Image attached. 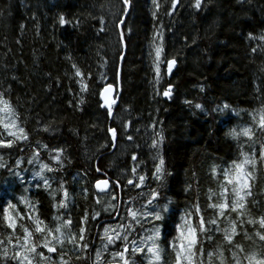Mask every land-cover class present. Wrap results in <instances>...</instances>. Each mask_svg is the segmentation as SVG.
Wrapping results in <instances>:
<instances>
[{
  "label": "trees",
  "instance_id": "trees-1",
  "mask_svg": "<svg viewBox=\"0 0 264 264\" xmlns=\"http://www.w3.org/2000/svg\"><path fill=\"white\" fill-rule=\"evenodd\" d=\"M171 2L130 0L122 9L121 0H0V11L4 12L0 17V92L19 113L31 142V146L25 142L12 150L0 149V162L24 178L21 182L0 169V203L24 196L49 221L52 214H64V209L57 212L52 207L42 181L33 176L40 171V164L60 167L36 141L49 149H65L61 170L45 171V175L55 177L53 188L62 182L69 192L73 202L67 211L74 224L85 212L91 220L93 210L100 211L101 221L107 216L101 208L108 201L94 202L93 178L101 175L94 171L97 166L108 171L104 178H117L122 185L144 174L145 185L156 189L161 203L171 200V216L161 226L163 237L168 239L178 235L174 229L186 212L197 203L203 207L211 192L217 191L218 176L213 167L217 173L229 169L239 154L228 131L238 124L249 125L250 113L264 107V50L260 47L264 41L249 39L250 35L264 34V0H205L201 10L193 7L194 0H179L176 10L168 15ZM122 10L130 31L121 40L113 21L123 19L119 15ZM61 16L69 23L61 25ZM161 44V59L168 56L177 63L170 78H164L162 64V78L157 81L153 61ZM73 64L86 74V92H80ZM100 76L105 84L114 82L117 95L121 89L113 120L97 103ZM169 81L174 85L171 99L161 94ZM195 103L203 110L194 108ZM225 103L243 111L239 116L230 110L219 112L218 106ZM45 125L49 132L42 130ZM125 125L126 132L121 131ZM113 126L121 133L117 149L108 146L107 130ZM126 133H132L133 140L126 139ZM161 135V145L152 148L153 142L158 146ZM241 143L248 152L251 141L242 138ZM36 151L40 152L39 163H29ZM254 151H259V142ZM134 154L135 161L131 159ZM159 158L164 161L162 179L154 180ZM122 189L123 196L111 201L119 205L122 201L120 220L128 201H132L129 207L140 208L149 196L147 187L128 185ZM141 191L145 192L143 197L137 195ZM252 192L248 199L257 201L255 215L264 210V174L257 172ZM99 222L87 225L90 252L100 232ZM144 227L151 229L152 224L145 222ZM160 243L164 246L163 239ZM4 246H8L6 240ZM245 248L264 256V245L258 239L246 241ZM165 257L170 259L167 253ZM66 259L71 264H91V258ZM136 259L140 262L139 256Z\"/></svg>",
  "mask_w": 264,
  "mask_h": 264
},
{
  "label": "snow or ice",
  "instance_id": "snow-or-ice-1",
  "mask_svg": "<svg viewBox=\"0 0 264 264\" xmlns=\"http://www.w3.org/2000/svg\"><path fill=\"white\" fill-rule=\"evenodd\" d=\"M178 3L179 0H172L170 11L166 14L171 15ZM129 4L130 0H121L122 9ZM202 5L206 6L205 0H194L193 7L196 10H201ZM3 15L4 12L0 11V17ZM119 15L124 16L123 10ZM59 23L66 25L69 21L61 16ZM73 23H78V21ZM113 23L116 25L117 35L122 40L125 32L130 30L123 19H115ZM249 39L264 41V34L259 37L250 35ZM260 47L264 50V44ZM163 51L162 44L155 49L153 63L157 81L162 78V64L164 78H167L171 77L177 63L175 58L168 56L162 60ZM251 51L255 52L256 49L253 48ZM72 67L74 77L80 78L76 81L80 86V92H86L89 88V85L84 82L86 74L75 64ZM87 78L91 79V75L89 74ZM99 80L101 82L96 88L97 103L105 108L107 115H111L115 99L110 98L109 93L114 90V82L113 84L103 83V76H100ZM93 83L96 82L93 81ZM173 87L174 85L169 81L162 90L163 97L171 99ZM80 103L82 104L83 100ZM185 103L192 104L188 100H185ZM193 107L203 110L199 103L193 104ZM217 110L221 113L230 110L237 116L243 111L230 108L227 103L218 106ZM250 116L249 125L238 124L227 133V136L236 142L239 154L231 168L221 169L217 173L216 167H213V173L218 176L217 191L211 192L203 207L197 203L192 211L186 212L181 217V223L174 229L178 235H174L171 239L163 237L161 231V226L171 216L169 208L171 200L161 203L156 189L150 184L145 185L147 177L144 174L134 179H127L122 185L117 178H104L108 174L99 166L94 169L95 172L101 173L100 176L93 178L94 188L97 190L94 193V202L101 204L102 200L108 201L101 211L108 214L109 220L107 223L101 221L100 211L93 210L91 220L85 212L74 224L71 213L67 211L70 203L69 192L62 182L57 188H53V183H57L55 177L50 178L45 175V171L51 173L61 170L65 149L63 147L49 149L48 145L36 141V145L48 153L49 160L54 161L60 167H53L48 163L40 164V171L34 172L33 176L42 181V187L52 198V207L57 209V212L60 209H64L65 212L63 215L52 214L49 221L48 216L39 212L27 197H12L11 200H4L0 203V228L3 229L0 231V237H3L0 238V264H9L10 261L14 264H71L70 259H66L70 256H74L76 260L86 261L91 258V264H105V252L112 257L107 264H141V262H146V264H264V256L256 251L248 252L245 248L246 241L254 243L256 239L264 245V210L256 211L253 215L257 201L248 199L253 195L252 183L257 172L264 174V107L250 113ZM22 123L19 113L10 100L5 98L4 92H0V125L6 133V135L0 133V149L12 150L14 147L19 148L25 142H29L31 146L29 132L21 126ZM126 129L127 125L123 126L121 131L126 132ZM42 130L49 132V126H43ZM107 131L110 133L108 146H113L121 133L115 126ZM9 137L12 139H8ZM242 138L251 141V144L247 145L248 152L243 150ZM126 139L133 140V134L126 133ZM162 141L163 136L161 135L159 142ZM257 142H259L258 152L254 151ZM150 146L156 148L157 142H153ZM156 157H159V152ZM39 159L40 152L36 151L28 162L39 163ZM131 159L135 161L137 156L134 154ZM2 160L3 156L0 155V161ZM16 163L19 166L20 161ZM159 164L161 166L164 164L163 159H159ZM0 169L11 172L12 176L23 182V176L7 164L0 162ZM132 171L135 172L136 169L133 168ZM161 171V167H155L152 179L161 180ZM128 185L135 188L147 187L149 191L147 203L141 205L140 208L125 205L123 219L112 222L114 216L117 218L121 216V211L120 205L112 204L111 201L117 200L120 196L119 189ZM101 193L105 196H100ZM58 194H62L59 200H57ZM137 195L143 197L145 192H138ZM213 197H215L214 200ZM131 203L132 201L128 202L129 205ZM20 204H23L24 208H21ZM92 221H100L104 223V227L99 237L101 246L90 252L92 242L87 238L89 235L87 225ZM145 222L152 224V228L145 229ZM133 234L139 236L140 239H136ZM130 237L133 238L130 240ZM162 239L164 246L160 243ZM5 240L8 246H4ZM166 253L170 259H166ZM137 256L140 257V262L137 261Z\"/></svg>",
  "mask_w": 264,
  "mask_h": 264
},
{
  "label": "rangeland",
  "instance_id": "rangeland-1",
  "mask_svg": "<svg viewBox=\"0 0 264 264\" xmlns=\"http://www.w3.org/2000/svg\"><path fill=\"white\" fill-rule=\"evenodd\" d=\"M124 18V17H123ZM0 133H4V129H3V127H2V125H0ZM4 135H6V133H4ZM8 139H12L11 137H9ZM117 145H118V142H117ZM161 145V142H159V144H158V146L157 147H159ZM114 148V147H113ZM116 149H117V146L115 147ZM161 151V150H160ZM159 152V151H158ZM159 159H161V158H159ZM159 161V160H158ZM159 167H161V169H162V167H163V165L161 166L160 164H159ZM131 172V171H130ZM123 189H122V187L119 189V191H120V195L121 196H123V191H122ZM69 200H70V205L72 204V202H73V200L72 199H70L69 198ZM128 206H129V204H128ZM109 212H111V209H109ZM122 214H123V211H122V206H121V216H122ZM108 217V214H107V216H106V218L105 219H109V217ZM105 219H103V222H105V223H107L108 221L106 220L105 221ZM117 220H120L119 218L117 219L116 217L112 220V222H116ZM100 225H102V228H100V229H102L101 230V233H99L98 234V236H97V240H94V242H93V246H94V248H99L100 246H101V242H97L98 241V239H100L99 237H100V235L102 234V231H103V227H104V223H101V222H99V225L98 226H100ZM107 255H109L110 256V254H108V252H105V254H104V261H105V264H107V262H109V261H111L112 260V258L111 259H109V256H108V258L106 259V257H107ZM108 260V261H107Z\"/></svg>",
  "mask_w": 264,
  "mask_h": 264
},
{
  "label": "water",
  "instance_id": "water-1",
  "mask_svg": "<svg viewBox=\"0 0 264 264\" xmlns=\"http://www.w3.org/2000/svg\"><path fill=\"white\" fill-rule=\"evenodd\" d=\"M128 11H129V8H128ZM126 16H127V15L124 16L123 20H125ZM174 68H175V66H174ZM173 71H174V69H173ZM169 78H170V77H169ZM119 82H120V79H119ZM109 97L115 99V104L113 105V108H112V114L109 115L110 119H113V118H114V114H115V110H116L117 105H118V103H119V101H120V97H121V89L118 88V95H117V88H116V86L114 85V90H113L112 93H109ZM116 143H117V141H116ZM110 184H111V179H110ZM94 189H95V188H94ZM110 190H111V189H109V191H110ZM95 191L97 192L96 189H95ZM101 194H104V193H101Z\"/></svg>",
  "mask_w": 264,
  "mask_h": 264
},
{
  "label": "bare ground",
  "instance_id": "bare-ground-1",
  "mask_svg": "<svg viewBox=\"0 0 264 264\" xmlns=\"http://www.w3.org/2000/svg\"><path fill=\"white\" fill-rule=\"evenodd\" d=\"M129 9H130V8H129ZM128 12H129V11H128ZM128 12H127V14H128ZM118 104H119V103H118ZM120 105H121V104H120ZM117 106H118V105H117ZM104 109H105V108H104ZM113 119H114V118H113ZM113 119H112V120H113ZM116 146H117V143H115L114 148H115ZM106 171H107V170H106ZM107 172H108V171H107ZM134 175H135V174H134ZM106 178H107V177H106ZM16 186H17V185H16ZM94 190H95V189H94ZM128 202H129V201H128ZM133 202H134V201H133ZM80 203H81V202H80ZM121 204H122V201H121V203H120V209H121V206H122ZM137 206H138V205H137ZM108 217H109V216H108ZM108 217H107V218H108ZM114 217H115V216H114ZM114 217H113V218H114ZM116 218H117V217H116ZM118 218H119V217H118ZM118 218H117V219H118ZM105 220H107V219H105ZM98 228H99V227H98ZM100 228H102V227H100ZM100 230H101V229H100ZM95 239H96V238H95ZM13 263H14V262H13Z\"/></svg>",
  "mask_w": 264,
  "mask_h": 264
},
{
  "label": "flooded vegetation",
  "instance_id": "flooded-vegetation-1",
  "mask_svg": "<svg viewBox=\"0 0 264 264\" xmlns=\"http://www.w3.org/2000/svg\"><path fill=\"white\" fill-rule=\"evenodd\" d=\"M120 211H121V210H120ZM114 218H115V217H114ZM114 218H113V219H114ZM120 218H121V216L119 217V219H120ZM108 220H109V219H108ZM108 220H107V221H108ZM105 221H106V220H105ZM100 227H102V225H101ZM101 230H102V229H101ZM101 230H100V232H99V233H101Z\"/></svg>",
  "mask_w": 264,
  "mask_h": 264
}]
</instances>
